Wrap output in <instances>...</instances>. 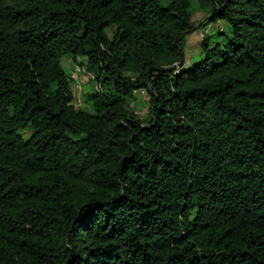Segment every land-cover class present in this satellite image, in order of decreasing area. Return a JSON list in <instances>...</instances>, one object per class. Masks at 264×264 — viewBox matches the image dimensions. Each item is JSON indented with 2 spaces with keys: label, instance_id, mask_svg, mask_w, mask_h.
Masks as SVG:
<instances>
[{
  "label": "trees",
  "instance_id": "trees-1",
  "mask_svg": "<svg viewBox=\"0 0 264 264\" xmlns=\"http://www.w3.org/2000/svg\"><path fill=\"white\" fill-rule=\"evenodd\" d=\"M0 264H264V0H0Z\"/></svg>",
  "mask_w": 264,
  "mask_h": 264
},
{
  "label": "rangeland",
  "instance_id": "rangeland-1",
  "mask_svg": "<svg viewBox=\"0 0 264 264\" xmlns=\"http://www.w3.org/2000/svg\"><path fill=\"white\" fill-rule=\"evenodd\" d=\"M209 15L207 10L195 9L192 14V21L196 28L185 34V47L184 58L185 63L188 64L191 60L197 59L201 56L200 41L203 35H209L210 39L217 40L224 38L225 33L219 32L220 29L225 30L226 33H230V25L227 20L223 18H217L214 20H206V16ZM62 65L67 72H74L75 79L72 82L74 90L76 87H80L75 91L76 102H83V91L91 89L94 86V82L91 80V75L85 69L78 65L76 61L69 55H64L61 59ZM148 95L145 92L142 95H138L133 99L134 107L141 117H144L148 111ZM83 105L88 109H92L88 102H84Z\"/></svg>",
  "mask_w": 264,
  "mask_h": 264
},
{
  "label": "built area",
  "instance_id": "built-area-1",
  "mask_svg": "<svg viewBox=\"0 0 264 264\" xmlns=\"http://www.w3.org/2000/svg\"><path fill=\"white\" fill-rule=\"evenodd\" d=\"M79 88H80V87H76L75 90H74V87H72V89H73V93H74V98H75V91H76L77 89H79ZM95 88H98V87H95ZM140 91H141V93H144V92H145V89H144V88H141ZM77 103H80V102H77Z\"/></svg>",
  "mask_w": 264,
  "mask_h": 264
}]
</instances>
